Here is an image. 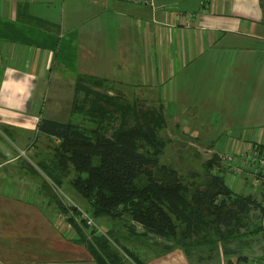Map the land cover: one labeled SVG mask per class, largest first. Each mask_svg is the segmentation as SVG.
I'll use <instances>...</instances> for the list:
<instances>
[{"label":"crops","instance_id":"0c3cea01","mask_svg":"<svg viewBox=\"0 0 264 264\" xmlns=\"http://www.w3.org/2000/svg\"><path fill=\"white\" fill-rule=\"evenodd\" d=\"M156 2L153 11L122 0H0V264H97L74 236L50 242L58 215L35 209L38 192L31 199L27 183L25 191L18 184L44 175L23 161L34 153L41 118L72 119L77 75L107 80L111 94L163 104L171 116L191 107L214 112L227 145L264 143V0ZM176 11L195 17L186 23ZM257 174L225 171L237 193L260 200ZM214 236L212 247L194 246L190 256L172 249L149 264H235V255L261 264V233L249 228L227 243Z\"/></svg>","mask_w":264,"mask_h":264},{"label":"trees","instance_id":"16d2710c","mask_svg":"<svg viewBox=\"0 0 264 264\" xmlns=\"http://www.w3.org/2000/svg\"><path fill=\"white\" fill-rule=\"evenodd\" d=\"M111 89L107 80L77 75L72 119L41 118V136L31 144L34 153L23 161L32 170L36 171L33 164L38 166L57 188L76 190L87 202L83 210L72 206L81 223L68 216L79 234L71 240L85 246L98 263L109 264L104 247L93 237L96 230L87 228L88 221L81 215L84 211L91 217L113 219L128 214L144 227V233L165 238V250L181 248L188 256L201 244L212 247L214 233L227 243L249 228L261 233L264 247L263 197L258 200L231 188L219 153L204 162L203 176L193 171L190 178H184L161 163L170 141L159 135L167 123L164 105L121 102L124 97L111 94ZM116 115L119 122L113 127L111 118ZM60 209L67 211L62 203ZM207 251L212 254V249ZM225 251L232 253L228 246ZM198 254L203 256L201 251ZM235 256V264L241 260L248 264V257ZM259 259L264 264V255Z\"/></svg>","mask_w":264,"mask_h":264},{"label":"rangeland","instance_id":"374dc122","mask_svg":"<svg viewBox=\"0 0 264 264\" xmlns=\"http://www.w3.org/2000/svg\"><path fill=\"white\" fill-rule=\"evenodd\" d=\"M117 93L115 94L117 95ZM134 96H136L135 93L129 94L124 99L120 97V100L121 102L128 100L137 102L142 107L158 106L149 104L152 102L151 100L143 101L141 98H134ZM168 109L170 112L174 110L173 107ZM203 109L198 107L185 108V112L173 116L168 114L166 109L164 111L167 115V123L160 130L159 135L168 138L170 141L161 154L160 160L161 163H165L169 167L176 169L184 178H190L193 171H198L203 176L206 171L204 162L215 153L222 154L231 148V143L227 145L225 140L219 142L218 131H216V128L219 130V124L216 123L215 118L217 117L214 116V112L208 113L207 110ZM111 119H114L113 127H117L119 116L116 115ZM111 132L112 129L108 134L110 135ZM40 145L42 146L43 143ZM220 164L224 167L222 162ZM39 174L37 173V176H32V178L29 177V181L27 182L22 181L18 184L23 183L21 189L25 191L24 183H27L26 190H29V198L31 199H33L32 191L33 193L34 190L38 192L35 196L36 202L32 204L35 209L39 207V209L45 213L47 212L49 215H52V213L58 215V220L56 219L57 223L55 222V226L51 227L48 233L51 238L50 242H54V239H52L54 236L57 238H61V236L63 238L78 236L79 234L76 233L74 225L69 222L68 218L70 217L68 216H74L76 222L81 223L75 216L72 206H77L83 210L87 202L76 190L66 187L57 188L45 174L38 176ZM19 177L22 176L19 175ZM198 178L196 179L200 181ZM21 189L18 190L19 194L22 193ZM60 203L65 205L67 211L60 209ZM81 215L88 221L89 227L87 228L91 230L94 227L93 230H96V233H93V237L99 246L104 247L103 253L106 254L109 264H149L153 258L159 256V253L164 254L167 251L164 248L165 246H163V244L167 243L165 238L154 233H144V227L134 221L128 214H124L122 217H115L114 219L111 217H91L84 211ZM105 232L109 234L110 239ZM130 245L133 249L140 252V257L136 255L137 253H134L129 247ZM86 250L88 252V249ZM83 251L84 249H80L77 254H85ZM110 254L115 255V257L111 258ZM66 258H68V255ZM65 262H68V260ZM95 262L100 264L97 260ZM81 264H84V262Z\"/></svg>","mask_w":264,"mask_h":264},{"label":"built area","instance_id":"2783aa9c","mask_svg":"<svg viewBox=\"0 0 264 264\" xmlns=\"http://www.w3.org/2000/svg\"><path fill=\"white\" fill-rule=\"evenodd\" d=\"M128 1L134 4L147 5L156 11L160 6L156 0H122ZM205 3L203 0L202 4ZM174 17L180 21L189 23L194 19V12L176 11ZM167 27L173 24V21L165 23ZM221 162L224 164L225 170H229L233 175L238 176L244 173L246 170H255L259 173L264 183V143L259 140H249L245 143L235 141L231 148L226 152L220 154ZM263 215L262 226L264 234V195L262 199ZM252 264H259L255 261Z\"/></svg>","mask_w":264,"mask_h":264}]
</instances>
